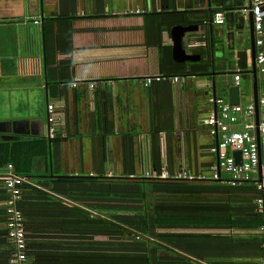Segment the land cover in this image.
<instances>
[{"label":"crops","instance_id":"1","mask_svg":"<svg viewBox=\"0 0 264 264\" xmlns=\"http://www.w3.org/2000/svg\"><path fill=\"white\" fill-rule=\"evenodd\" d=\"M247 1L0 0V141H24L12 154L18 163L33 155L30 182L76 208L81 205L75 198L82 194L138 193L142 185L114 184L109 176L125 169L148 171L156 155L161 172L171 168L169 175L183 172L232 186L230 194L223 193L231 197L228 209L217 203L208 210L218 226L199 231L207 234L206 260L264 264V238L254 208L257 189L252 181H223L229 173L217 165L210 150L216 139L204 122L216 109L209 98L228 99L226 86L233 84L234 72L241 76L240 104L253 100L248 14L241 7ZM236 7L241 13L225 20L223 8ZM216 11L223 13L222 23L214 21ZM176 24L196 26L183 40L196 60L173 59L171 27ZM221 30L242 32L237 48L246 50L227 75L219 72ZM262 74L258 97H264ZM153 75L166 77L146 82ZM174 75L184 82H173ZM73 81L76 86L70 85ZM49 103L53 122L47 120ZM263 117L259 111V119ZM57 136L59 140L53 139ZM41 138L49 144L44 156L42 140L34 141ZM260 157L264 161V147ZM97 170H104L110 181L80 180ZM214 171L220 179L211 176ZM226 212L230 225L223 220ZM0 235L6 236V230L0 229Z\"/></svg>","mask_w":264,"mask_h":264},{"label":"trees","instance_id":"2","mask_svg":"<svg viewBox=\"0 0 264 264\" xmlns=\"http://www.w3.org/2000/svg\"><path fill=\"white\" fill-rule=\"evenodd\" d=\"M53 139L59 140V137ZM37 140H42L41 148L45 151L42 155L48 154V140L34 141ZM22 142L0 141V225H5L8 215L5 175L11 171L27 176L28 180L32 175L29 164L33 155L21 157L18 163V156L12 154ZM124 153L126 158L131 157L127 151ZM156 159L157 155L152 157L147 174L125 169L112 177L114 184L142 185L138 193L127 195L113 190L101 191L95 197L82 194L75 198L81 205L77 208L30 180L20 184L14 205L23 217L26 232L23 264H196L194 259L208 264L209 256L204 251L208 246L204 244L207 234L199 231L218 226L208 210L217 203L228 209L229 194L234 187L211 180L170 175L161 178V164ZM10 162L11 170L7 168ZM167 173H172L171 168ZM80 180L110 181L104 170ZM228 192L229 196L223 197ZM256 212L260 226L263 217ZM212 215L216 216V212ZM224 218L232 224L229 212ZM4 227L0 229L6 230ZM67 231L77 235L73 238ZM13 252L7 236L0 235V264H9Z\"/></svg>","mask_w":264,"mask_h":264},{"label":"built area","instance_id":"3","mask_svg":"<svg viewBox=\"0 0 264 264\" xmlns=\"http://www.w3.org/2000/svg\"><path fill=\"white\" fill-rule=\"evenodd\" d=\"M252 12V24L255 35V61L258 66V71H264V52L262 45V26L264 18V0H248ZM247 10V9H244ZM139 10L137 9L136 12ZM224 20L221 11L214 12V21L222 23ZM165 75H153L146 78V82L152 80L164 79ZM233 84L239 85L240 73L232 74ZM173 82H184L178 75L172 76ZM77 81L70 83L71 86H76ZM91 85V84H90ZM209 100L215 105V111H212L204 119L208 128V133L216 139L210 150L217 156V165L222 170L229 173V177L223 181L227 183H239L242 181H252L257 189V194L254 198V208L262 214L263 223L261 224L262 235L264 238V161L259 162V153L256 141V128L260 139L261 147H264V117L259 119L258 124H255V109L253 100H249L246 104H233L228 99L219 96H213ZM53 104L49 103L46 106L47 120L53 122L54 117ZM258 111L264 113V97H258ZM237 125V126H235ZM55 131L53 126L49 127V132L52 134ZM228 150H239L240 161L237 162ZM9 170L12 165L7 164ZM147 174V171H146ZM169 174L162 172L160 177H166ZM176 178L193 179L194 176L185 173H174L170 175ZM214 179H220L218 172L211 173ZM5 187L9 192L7 199V219L5 222L6 236L8 241L13 245L14 252L9 258V264H23L25 261V230L23 226V217L18 208L14 205L15 200L19 196V185L27 182L28 177L25 175L15 174L9 171L4 177ZM264 248V242H263Z\"/></svg>","mask_w":264,"mask_h":264},{"label":"water","instance_id":"4","mask_svg":"<svg viewBox=\"0 0 264 264\" xmlns=\"http://www.w3.org/2000/svg\"><path fill=\"white\" fill-rule=\"evenodd\" d=\"M243 9H247L248 14V32H249V44H250V72L252 74V95H253V102H254V109H255V124L257 125L259 122V111H258V89H257V79L259 75L258 66L255 61L256 57V50H255V35H254V29L252 24V12L249 9V5L241 6ZM241 7H236L235 11L234 8H223L225 11V20H228L229 16H233L236 13H241L242 9ZM227 28V27H226ZM192 29H197L196 26H183L181 24H176L171 27L172 35V54L173 59L175 61H194L196 58H194V54H189L186 52L185 48L183 47V40L185 39V32L190 31ZM220 37L222 40H220L217 44L220 47L219 51V62L221 63V66L219 68V72L222 74H228L230 70H232L236 64L239 63L240 54L246 55V50H240L237 48L238 45L241 44V40H243V34L242 32H233V31H223L220 32ZM262 45L261 48L264 52V22L262 26ZM228 49V50H227ZM213 72H207L206 74L214 75ZM261 73L262 76V82L264 84V71ZM212 81H214L212 79ZM226 90L228 93V100L229 102L233 104H239L240 103V96H241V90L239 85L234 84H228L226 86ZM256 141H257V147H258V153H259V162H261L260 157V139L256 128ZM7 140H12L13 137H6ZM232 155L234 156L235 160L238 162L240 160V152L239 150H233ZM58 176V175H56ZM113 177V176H109ZM72 204L71 202H69Z\"/></svg>","mask_w":264,"mask_h":264},{"label":"clouds","instance_id":"5","mask_svg":"<svg viewBox=\"0 0 264 264\" xmlns=\"http://www.w3.org/2000/svg\"><path fill=\"white\" fill-rule=\"evenodd\" d=\"M148 177V176H147ZM161 178H163V177H161Z\"/></svg>","mask_w":264,"mask_h":264}]
</instances>
